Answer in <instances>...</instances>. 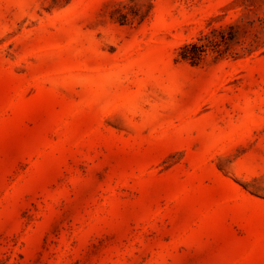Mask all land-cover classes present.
<instances>
[{
    "label": "rangeland",
    "instance_id": "rangeland-1",
    "mask_svg": "<svg viewBox=\"0 0 264 264\" xmlns=\"http://www.w3.org/2000/svg\"><path fill=\"white\" fill-rule=\"evenodd\" d=\"M0 264H264V0H0Z\"/></svg>",
    "mask_w": 264,
    "mask_h": 264
},
{
    "label": "trees",
    "instance_id": "trees-1",
    "mask_svg": "<svg viewBox=\"0 0 264 264\" xmlns=\"http://www.w3.org/2000/svg\"><path fill=\"white\" fill-rule=\"evenodd\" d=\"M235 25H229L228 28H214L210 33H202L196 40L184 43L179 51L178 56L192 64L198 63L208 50L218 54L227 52L231 47L234 53H238L233 44H245L240 46V50L250 51L254 40L240 42L236 37Z\"/></svg>",
    "mask_w": 264,
    "mask_h": 264
}]
</instances>
